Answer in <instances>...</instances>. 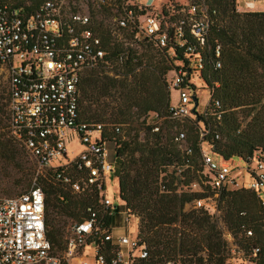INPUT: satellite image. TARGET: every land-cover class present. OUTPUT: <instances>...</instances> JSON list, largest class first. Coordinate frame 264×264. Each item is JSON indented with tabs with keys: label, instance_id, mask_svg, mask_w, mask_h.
I'll return each instance as SVG.
<instances>
[{
	"label": "trees",
	"instance_id": "trees-1",
	"mask_svg": "<svg viewBox=\"0 0 264 264\" xmlns=\"http://www.w3.org/2000/svg\"><path fill=\"white\" fill-rule=\"evenodd\" d=\"M2 1L31 13L45 0ZM124 1L106 0L99 8H90L89 27L100 38L105 55L81 78L78 118L102 127L101 138L108 145L118 181V198L126 215L137 220L136 238L148 251L141 264H225L229 248L218 218L244 253L245 262L264 264V208L258 194L229 185L214 190L203 174L200 147L201 142L211 145V153L220 161L239 158L248 165L258 155L264 162V12H240L235 0H189L184 6L160 0L157 15L167 40L158 48L142 35L138 42L133 40L134 25L116 26L113 19L123 8L132 11L135 21L152 9ZM189 6L205 8L209 28L203 45L197 44L186 21L184 36L178 38L175 33ZM107 18L113 27L105 23ZM188 44L197 46L201 69L191 66L195 54L185 52ZM179 68L193 92L190 81L195 78L209 91L206 110L184 121L190 155L174 140L175 133L183 131L177 129L180 124L167 119L171 102L167 77ZM155 118L161 119L157 132L153 131ZM16 145L22 146L9 130L6 102L0 101V169L5 162L20 165ZM66 174L80 178L75 168L63 171ZM19 175L20 184L27 185L34 171L20 165ZM34 180L44 194V232L53 255L61 256L65 250L67 221L86 220L88 208L106 226L112 224L93 185L74 192L50 169ZM193 185L198 189L193 190ZM11 187L9 182H0L3 194ZM215 194L218 217L208 209L193 207L195 201ZM101 248L110 260L115 246L103 242ZM254 248H258L256 256L252 255Z\"/></svg>",
	"mask_w": 264,
	"mask_h": 264
},
{
	"label": "built area",
	"instance_id": "built-area-1",
	"mask_svg": "<svg viewBox=\"0 0 264 264\" xmlns=\"http://www.w3.org/2000/svg\"><path fill=\"white\" fill-rule=\"evenodd\" d=\"M105 1L45 0L28 13L22 7L0 0V68L7 76L6 109L12 136L35 158L39 170H52L55 178L72 191L82 192L88 184L93 185L102 196L101 206L108 209L102 211L112 216L111 202L105 196V181L108 174H113V166L108 145L101 138L102 127L83 123L78 118L81 78L105 55L100 38L89 27L90 8H99ZM144 5L153 7L151 3ZM204 11L205 8L189 6L185 20L175 28L177 37L184 36L186 21L197 44L203 45L209 28ZM113 20L121 29L134 25L136 42L142 35L158 48L166 44L167 36L160 30L157 14H145L135 21L132 11L123 8V13H117ZM184 50L195 54L197 46L188 44ZM215 55H219L218 46ZM191 66L201 69L202 58L195 54ZM219 66L216 63V67ZM167 84L170 90L179 91L178 101L171 100L169 104L167 119L179 123L197 118L187 107L193 101L181 68L168 74ZM154 121L153 131L157 132L156 123L161 119ZM115 132H119L118 127ZM75 137L82 149L75 158L68 159L66 146ZM174 140L185 154L192 153L191 147L185 145L184 131H177ZM202 143L201 162L209 185L214 190L224 185L252 190L258 194L264 208V162L260 157L255 155L246 164L245 173L250 181L237 186L228 162L211 158L203 151ZM209 147L211 149V145ZM70 168L76 169L80 175L78 180L69 174L63 175V171ZM196 188L193 185L192 189ZM205 201L197 200L193 207L208 209L214 215L216 201ZM87 212L86 220L68 227L65 250L58 256L51 253L45 237L44 194L35 180L26 191L14 197H0V264H141L147 260L148 251L137 238L115 237L112 224L106 226L90 208ZM250 234L248 231L247 235ZM103 242L115 246L110 260L102 253ZM257 253L258 248H254L252 255Z\"/></svg>",
	"mask_w": 264,
	"mask_h": 264
},
{
	"label": "rangeland",
	"instance_id": "rangeland-1",
	"mask_svg": "<svg viewBox=\"0 0 264 264\" xmlns=\"http://www.w3.org/2000/svg\"><path fill=\"white\" fill-rule=\"evenodd\" d=\"M8 2L12 0H6ZM175 4H178L179 6H184L187 3H190L189 0H172ZM236 1V8L240 12L245 11H257V12H264V1L262 0H235ZM151 3L153 5L152 9L149 10L148 14H157L158 8L160 5V0H125V5H144V3ZM164 5V3H161ZM167 4V3H166ZM168 5V4H167ZM105 23H107L109 26H112V23L109 18L106 19ZM113 27V26H112ZM109 75H112V73H109ZM192 85L194 86L195 90L194 92L188 88L187 92L189 96H195L197 99V106H196V112L197 113H203L209 103V91L206 89V87L201 83L200 80H197L196 78L193 80ZM7 76L6 72L3 68H0V101L2 103L6 102L7 98ZM179 99V91L171 90V100L172 102L176 103ZM188 109H192L193 103L188 104ZM180 124L179 128L177 129H183V126L186 124V122H179ZM165 125V124H164ZM166 125H170L167 123ZM135 126V125H133ZM136 128V127H134ZM141 128V127H139ZM176 129L173 127L172 130ZM140 138L143 136L142 131H139ZM95 138V136H93ZM18 151H19V162L20 165H24L27 168H31L34 171V176L31 180L30 184L22 185L20 184V175H19V169L20 165L16 162H5L0 169V182L5 185L9 182L10 185H12L11 189L6 193L0 192V197H12L15 195H18L24 191H26L32 184V182L35 179V176L37 174H44L46 170H39L37 167V163L35 158H33L28 151L24 150V148L20 145H16ZM67 158L73 159L77 156V154L81 151L82 146L80 144V141L78 137H75L70 142H68L67 146ZM202 149L204 152H206L211 158H213L216 161H219V159L214 156V154L211 153L210 147L207 143H202ZM228 164L231 168V177L233 178L234 182L237 186H242L250 181V176L245 173L246 164L239 158H232L228 161ZM196 188L195 190H197ZM118 181L114 174L110 173L108 174V177L105 181V196L108 198L111 202V208H112V232L113 235L121 236L126 235L132 239L136 238L137 234V220L128 217L125 213L124 207L122 202L118 198ZM215 196L208 197L205 201L206 203H212L214 201ZM214 203V202H213ZM190 207L187 206L188 209ZM216 217H218V212L214 214ZM75 221L69 220L66 223L65 226V234L67 232L68 227L74 223ZM218 226L223 231V238L227 242V246L229 248L228 258L225 263L230 264H247L245 261L247 258H245L244 253L238 248V246L234 243L233 238L226 232L224 227L222 226L219 218H218Z\"/></svg>",
	"mask_w": 264,
	"mask_h": 264
},
{
	"label": "water",
	"instance_id": "water-1",
	"mask_svg": "<svg viewBox=\"0 0 264 264\" xmlns=\"http://www.w3.org/2000/svg\"><path fill=\"white\" fill-rule=\"evenodd\" d=\"M192 101H193V108H192V112H193V114H195V115H196L197 99H196V97H195L194 95L192 96Z\"/></svg>",
	"mask_w": 264,
	"mask_h": 264
}]
</instances>
